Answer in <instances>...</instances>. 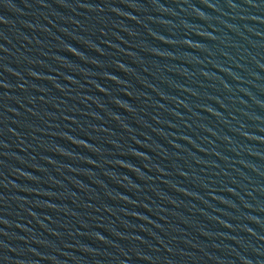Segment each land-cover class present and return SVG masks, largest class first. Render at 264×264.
Here are the masks:
<instances>
[{"label":"water","instance_id":"1","mask_svg":"<svg viewBox=\"0 0 264 264\" xmlns=\"http://www.w3.org/2000/svg\"><path fill=\"white\" fill-rule=\"evenodd\" d=\"M0 264H264V0H0Z\"/></svg>","mask_w":264,"mask_h":264}]
</instances>
